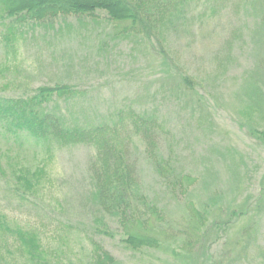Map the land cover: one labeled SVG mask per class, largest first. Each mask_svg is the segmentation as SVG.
I'll return each mask as SVG.
<instances>
[{
    "label": "rangeland",
    "instance_id": "obj_1",
    "mask_svg": "<svg viewBox=\"0 0 264 264\" xmlns=\"http://www.w3.org/2000/svg\"><path fill=\"white\" fill-rule=\"evenodd\" d=\"M98 14L96 22L70 17L52 28L24 26L11 45L1 29L0 96L77 87L85 92L81 103L64 111L71 125H99L128 107L149 110L164 126L162 154L199 178L191 198L205 226L182 245L185 200L167 190L136 141L143 195L179 239L132 251L92 200L93 147L12 140L0 125V264H35L18 230L38 239L42 264H86L94 242L116 264H264V210L255 204L264 147L250 134L264 130V0H195L176 26L150 38L117 37L124 26ZM247 204L248 217L231 215ZM102 218L112 236L96 232Z\"/></svg>",
    "mask_w": 264,
    "mask_h": 264
},
{
    "label": "trees",
    "instance_id": "obj_2",
    "mask_svg": "<svg viewBox=\"0 0 264 264\" xmlns=\"http://www.w3.org/2000/svg\"><path fill=\"white\" fill-rule=\"evenodd\" d=\"M195 0H0V30L11 45L16 32L24 26L53 27L58 20L73 17L80 23L86 18L96 22L98 12H104L116 27L117 37L146 34L149 38L160 36L176 26V21ZM84 19V20H83ZM10 47V46H9ZM185 84L192 80L183 78ZM84 91L69 85L41 86L24 96H0V125L9 139L25 143H55L59 148L76 145L93 147L95 156L90 160L89 173L93 186L94 205L107 217L116 221L123 232V242L132 251L144 248L159 249L163 242L179 237L162 227L161 209L143 195L134 157V144L140 141L145 154L153 164L167 190L179 200H185L187 219L181 234L183 246L191 245L195 236L205 226V216L194 204L191 194L198 184V177L186 170L175 168L171 157L160 149L164 126L149 110L138 111L133 107L119 110L109 121L99 125L82 122L71 125L64 113L70 104L77 105ZM264 98V96H263ZM262 101L253 108L261 111ZM263 109L259 114L264 116ZM250 134L264 147V130L254 129ZM264 210V177L261 191L255 202ZM251 206L235 217H248ZM5 226L0 215V231ZM9 230V228H6ZM3 231V230H2ZM96 232L112 236L104 218L98 220ZM164 235V236H163ZM165 237V238H164ZM20 240L30 263L39 262V241L32 234L18 230ZM166 239V240H165ZM181 240V239H180ZM36 261V262H35ZM86 264H116L115 258L98 243Z\"/></svg>",
    "mask_w": 264,
    "mask_h": 264
}]
</instances>
